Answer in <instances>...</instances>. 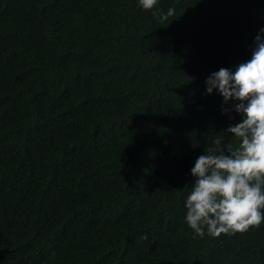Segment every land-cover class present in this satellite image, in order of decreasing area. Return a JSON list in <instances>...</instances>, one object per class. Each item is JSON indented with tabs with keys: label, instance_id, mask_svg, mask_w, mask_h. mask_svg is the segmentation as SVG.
Masks as SVG:
<instances>
[{
	"label": "trees",
	"instance_id": "trees-1",
	"mask_svg": "<svg viewBox=\"0 0 264 264\" xmlns=\"http://www.w3.org/2000/svg\"><path fill=\"white\" fill-rule=\"evenodd\" d=\"M261 28L264 0H0V264H264V221L185 219L197 158L238 143L205 81Z\"/></svg>",
	"mask_w": 264,
	"mask_h": 264
},
{
	"label": "clouds",
	"instance_id": "clouds-1",
	"mask_svg": "<svg viewBox=\"0 0 264 264\" xmlns=\"http://www.w3.org/2000/svg\"><path fill=\"white\" fill-rule=\"evenodd\" d=\"M151 10L157 0H139ZM175 9L157 10L154 15L163 23L174 16ZM251 58L235 70L220 68L206 79V93L216 90L223 98V113L234 110L240 122L229 126L227 133L238 141L200 155L191 174L195 178L185 201L186 223L203 237L205 229L213 237L242 233L259 227L264 221V28L253 41ZM146 238V237H145Z\"/></svg>",
	"mask_w": 264,
	"mask_h": 264
}]
</instances>
